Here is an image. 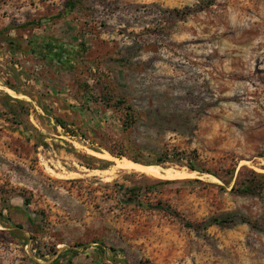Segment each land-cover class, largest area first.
I'll return each mask as SVG.
<instances>
[{
    "label": "rangeland",
    "instance_id": "374dc122",
    "mask_svg": "<svg viewBox=\"0 0 264 264\" xmlns=\"http://www.w3.org/2000/svg\"><path fill=\"white\" fill-rule=\"evenodd\" d=\"M30 20L70 64L0 44V264H264V0H0Z\"/></svg>",
    "mask_w": 264,
    "mask_h": 264
},
{
    "label": "trees",
    "instance_id": "16d2710c",
    "mask_svg": "<svg viewBox=\"0 0 264 264\" xmlns=\"http://www.w3.org/2000/svg\"><path fill=\"white\" fill-rule=\"evenodd\" d=\"M73 9V4H70V2H67L62 11L58 14V18L62 17L63 15H66ZM37 23L34 22V20H30L28 22H12L8 23L6 27L0 28V44H3L6 46L7 50L12 53H22L24 55H39L43 59L50 58L54 63L57 65L63 67L67 64H70V61L68 59V50L65 44L60 43L57 39H54L53 37H44V36H26L23 34H19L18 32L20 30H26L28 27H32L36 25ZM11 31H15L17 34L14 36L10 35ZM8 87L11 89H15L13 85H10L7 83ZM17 102H22L20 99H13ZM57 122L62 128H66L65 124L62 123L57 119ZM111 154L115 157H123V153H116L114 151H110ZM134 162L144 164V165H150L145 164L141 161H138L137 159H133ZM193 171L196 170L194 168H191ZM242 171V169H241ZM255 174V173H254ZM234 177V173L231 174L230 181H227L226 184H230L232 179ZM241 184V186H240ZM126 191H129L134 196L137 194L136 192L138 189H126ZM232 191L240 192L242 194H252L253 193V186L249 181H237L235 186L232 188ZM5 222V219L2 220ZM224 224L225 221H220L218 219H213L209 222V224ZM61 256H59L57 260L60 259ZM108 264V263H104Z\"/></svg>",
    "mask_w": 264,
    "mask_h": 264
},
{
    "label": "bare ground",
    "instance_id": "6f19581e",
    "mask_svg": "<svg viewBox=\"0 0 264 264\" xmlns=\"http://www.w3.org/2000/svg\"><path fill=\"white\" fill-rule=\"evenodd\" d=\"M139 164V163H138ZM120 169L122 170H133V171H136V172H141L143 174H146V175H152L153 173L155 174V169L154 166L152 167H147V166H141V165H137V164H134L132 162H126L124 163L123 165L119 166ZM111 170V169H110ZM115 170V169H114ZM105 171V170H104ZM93 172V171H92ZM100 172V171H99ZM126 172V171H125ZM162 172V171H161ZM128 173H131V172H128ZM96 174V172L94 173ZM101 174V173H100ZM160 174V172H159ZM103 175V174H102ZM106 177V176H105ZM111 179V178H110Z\"/></svg>",
    "mask_w": 264,
    "mask_h": 264
},
{
    "label": "crops",
    "instance_id": "0c3cea01",
    "mask_svg": "<svg viewBox=\"0 0 264 264\" xmlns=\"http://www.w3.org/2000/svg\"><path fill=\"white\" fill-rule=\"evenodd\" d=\"M18 8H20L19 5H18ZM6 26H7V24L4 25V27H6ZM12 32H15V31H11V32H10V35H11V36H14V35L11 34ZM25 37H26V36H25ZM9 54H10V52H9ZM11 54H12V53H11ZM5 57H7V54L5 55ZM13 229H15V228H13Z\"/></svg>",
    "mask_w": 264,
    "mask_h": 264
}]
</instances>
